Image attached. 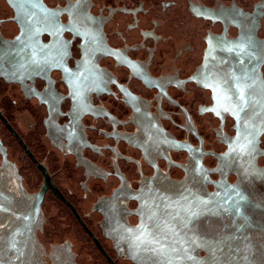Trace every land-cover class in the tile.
Listing matches in <instances>:
<instances>
[{
  "label": "flooded vegetation",
  "instance_id": "flooded-vegetation-1",
  "mask_svg": "<svg viewBox=\"0 0 264 264\" xmlns=\"http://www.w3.org/2000/svg\"><path fill=\"white\" fill-rule=\"evenodd\" d=\"M42 1L0 0L6 258L261 264L264 0Z\"/></svg>",
  "mask_w": 264,
  "mask_h": 264
},
{
  "label": "water",
  "instance_id": "water-1",
  "mask_svg": "<svg viewBox=\"0 0 264 264\" xmlns=\"http://www.w3.org/2000/svg\"><path fill=\"white\" fill-rule=\"evenodd\" d=\"M8 1L12 5V7L17 11L18 15H20V13H21V15L24 18L26 17L27 20L29 18L34 19L33 16L37 17L39 14L38 13L39 11L42 12V15L44 14L45 11L49 12L47 10L48 8L46 7V5L43 3L42 0H8ZM0 115H1V113H0ZM1 117L3 118L2 115H1ZM3 120L6 122V120L4 118H3ZM6 124L8 125L7 122H6ZM240 146H241L240 144H236L233 148V149H236V151H234V152L235 153L237 152L238 155H240V153H241ZM218 149L222 150L223 146H221ZM27 152L31 155V153L29 152L28 149H27ZM260 163H262V162H260ZM38 166L42 169L43 172L45 171L39 164H38ZM44 174H45V172H44ZM45 175L47 176V174H45ZM230 179L233 181L235 179V177L232 176V177H230ZM46 189H47V187H46V185H44L42 192L38 196V200H39L38 204H40L41 197L43 196ZM257 189H258V191L264 193V191H263L264 188L262 186H257ZM233 195H234V193L229 194L230 203L236 201V197H235L236 194L234 196ZM232 197H233V199H231ZM215 199H216L215 207H222V208H223V206L227 207V205L224 202L220 201V200L224 199V195H222V193L218 192L217 194H215ZM192 202L194 204H196V200H192ZM198 202L202 203L203 200L199 197ZM180 204L181 203H179L177 206H180ZM184 205H186V204H184ZM229 214L231 215L230 217H232V218H238L239 215L241 214V212L239 209H233L232 211H230ZM242 228L243 227L239 226V228H237V230L234 231L235 235H233L232 237H229L228 235H226V237H224L225 239L231 238V240L235 243L237 250L240 251V252L238 251V253H235L236 257L232 256V258H230V259H232L234 261H238V262H231V264H251V263L246 261L247 257H245L246 255H244L243 251H241L242 248L245 249V246L243 245L244 242L242 241L244 236L241 235L242 232L240 231V229H242ZM241 246H242V248H241ZM6 256H7V253H6L5 247L3 246V243H1L0 244V264H26V259L23 256L20 257V255H17V256H15V258H13L11 260H10V258H6ZM261 264H264V261H261Z\"/></svg>",
  "mask_w": 264,
  "mask_h": 264
},
{
  "label": "snow or ice",
  "instance_id": "snow-or-ice-1",
  "mask_svg": "<svg viewBox=\"0 0 264 264\" xmlns=\"http://www.w3.org/2000/svg\"><path fill=\"white\" fill-rule=\"evenodd\" d=\"M240 95H241V99H242L240 110L243 111L246 101H244L243 93H240ZM237 118L239 119V114L238 113H237ZM245 141L246 142L242 146H240V150L241 151H248L250 149V145L252 144V140H249L247 138V136H245ZM233 151H236V149H233Z\"/></svg>",
  "mask_w": 264,
  "mask_h": 264
}]
</instances>
